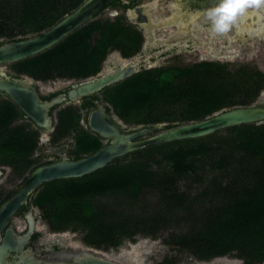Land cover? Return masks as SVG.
Here are the masks:
<instances>
[{
	"label": "trees",
	"instance_id": "obj_1",
	"mask_svg": "<svg viewBox=\"0 0 264 264\" xmlns=\"http://www.w3.org/2000/svg\"><path fill=\"white\" fill-rule=\"evenodd\" d=\"M43 19L27 31L38 32L52 24ZM93 34L98 36L92 43ZM140 41V35L120 19L101 21L77 29L52 48L11 67L15 74L35 81L84 80L100 72L110 50L128 57L138 50ZM263 90L264 73L256 68L231 71L224 64L201 62L185 69L141 71L101 94L126 123L153 126L170 120L165 125L170 129L179 125L177 121L196 122L224 108L249 106ZM17 115L12 103L0 107V162L26 174L34 169L30 157L38 148L39 133L25 125L7 129ZM79 120L77 109L59 112L52 142H61L75 130L72 153L82 157L102 143L99 137L78 131ZM224 131L227 136L216 141H210L213 135H209L148 146L127 155L122 163L111 162L82 178L45 183L36 190L32 205L51 231L81 230L84 242L95 248L115 249L137 235L156 238L174 223L183 230L164 237L163 243L199 261L230 257L242 264H263L264 124ZM205 158L210 172L232 169V178L226 184L212 182L190 198L178 190L177 182L197 174L198 162ZM147 192L157 197L155 205L146 206L149 209L140 206ZM199 196L208 198L211 206L194 212L193 208L203 206ZM177 263V258L166 257L160 264Z\"/></svg>",
	"mask_w": 264,
	"mask_h": 264
},
{
	"label": "water",
	"instance_id": "obj_2",
	"mask_svg": "<svg viewBox=\"0 0 264 264\" xmlns=\"http://www.w3.org/2000/svg\"><path fill=\"white\" fill-rule=\"evenodd\" d=\"M112 1L85 0L76 10L42 34L0 46V66L18 63L52 48ZM136 72L135 66L121 65L107 73L82 80L65 93L42 100L30 78H10L0 70V94L12 101L36 129L47 134L53 128L51 110L55 106L65 102H77L125 80ZM87 124L92 133L109 142L81 159H63L32 170L16 192L0 206V234L10 218L43 184L82 178L104 168L114 159L148 146L199 139L235 126L264 124V98L249 106L224 109L203 120L180 124L170 129H164L163 124L126 128L112 112L102 106H98L89 114ZM26 220V231L21 235L11 228L5 230L0 239V264H118L92 249L70 252L68 261L44 260L36 251L26 248L35 231L31 211H28Z\"/></svg>",
	"mask_w": 264,
	"mask_h": 264
},
{
	"label": "flooded vegetation",
	"instance_id": "obj_3",
	"mask_svg": "<svg viewBox=\"0 0 264 264\" xmlns=\"http://www.w3.org/2000/svg\"><path fill=\"white\" fill-rule=\"evenodd\" d=\"M37 1L38 0H0V27H15L19 29L25 28L27 30L29 27L41 25L44 21L43 17L47 21H52V24L43 30L34 33L27 32V34L23 35L24 37L22 38L10 37L9 40H0V46L42 34L76 10L85 0H43L45 1L44 4L36 3ZM30 3H32V5ZM226 3L227 0H113L108 6L101 10L83 26L89 24H99L101 21H115L116 19H120L124 25L128 26L130 29L134 30L140 35V46L138 50L130 56L125 57L120 51L115 49L110 50L107 53L105 60L110 55H115L117 58L122 60L120 64L115 65L110 70L121 65L135 66L137 70L136 73L156 69H185L191 68L198 63H195L191 67L178 68L169 65L160 67L158 66V62L162 60L174 59L183 54L196 53V46L198 44L205 43L201 38L202 34L207 28L213 27V21L209 14L215 12L217 9H222ZM226 14H228L227 11L220 13V15ZM102 16H104V18ZM237 23L242 25V28L240 29L242 31L240 33H236L234 31V25ZM229 28H232L233 30L230 31L228 29L225 32H221L222 35L226 34V32L230 33V36L227 39V44L229 41L231 42V40L244 42L255 38L261 40L264 43V3L259 5H246L242 11L236 13L234 20L230 23ZM97 36V34H93L91 37L92 43L95 41V37ZM224 37L226 38V35H224ZM225 53L226 50L224 49L219 55L223 57L231 56L225 55ZM235 54L236 53H234V55ZM103 64L104 62L102 63L101 70L97 75L104 74L101 72ZM7 76L10 78H30L26 75L17 74ZM30 79L33 81L32 78ZM70 80H74L75 82L58 92L51 93L46 96L41 95L38 92L36 86H34L40 98L42 100H48L58 94L65 93L71 86L82 81L76 79ZM102 91L83 98L77 102H65L55 106L51 110L54 120L53 128L52 131L47 134H44L36 129L32 122L24 117V115L12 101L0 94V107H2L6 102H9L12 103L18 111V115L10 122V125L7 129L25 125L27 130L30 129L31 131H38L39 133L38 148L30 158L32 160L40 159L41 162L37 166L33 167L34 169L55 161L63 159L78 160L89 155L87 154L83 155L82 157H77L72 153V150L74 149V139L76 137L75 130L70 131L59 143L52 142V135L55 131V125L57 123V114L66 108H74L77 109L78 113L80 114L77 130L97 136L88 129L87 123L89 114L98 106H102L108 112L110 111L115 115L113 110H111V106L103 100V95L101 94ZM116 117L119 118L118 116ZM1 136L2 135L0 134V138ZM68 139L73 140V142L69 143ZM99 139L102 143V146L109 142L101 138ZM72 143L73 148L71 150L70 147H72ZM126 156L127 155L114 159L111 162L116 161L117 163H122L124 162L123 159ZM6 170L9 173L12 170L19 174V172H17L11 166L0 162V206L16 192L21 183L24 181L18 180V184L5 193L3 182L6 175ZM29 173H26L24 178H26ZM36 190L29 197L27 202L22 207H20L17 213L14 214L3 227L0 234V239L7 228L13 229L16 234L20 235L26 231V227L24 231H17L16 224L13 221L16 216H21L27 226L26 215L28 211H31L34 222L36 223L33 209L34 206L32 205V200ZM26 248L36 251L42 258H44V260L49 262L68 261L69 253L73 252V250L65 247L60 241L54 242L48 249H41L39 244V235L36 233V231H34L31 235ZM79 250L84 249H78L76 251ZM163 261L164 259H161V261L156 264H160ZM202 263L212 264L208 261H203Z\"/></svg>",
	"mask_w": 264,
	"mask_h": 264
},
{
	"label": "rangeland",
	"instance_id": "obj_4",
	"mask_svg": "<svg viewBox=\"0 0 264 264\" xmlns=\"http://www.w3.org/2000/svg\"><path fill=\"white\" fill-rule=\"evenodd\" d=\"M104 18V16H102ZM213 24V23H212ZM5 30V34H0V40H9L10 37L14 38H22L23 35L27 34L26 29H19L15 27H3ZM232 31V28H228ZM214 30V27L207 28L204 33L202 34L201 38L205 43L198 44L196 46V53L192 54H183L177 58L169 59V60H162L158 62V66L165 67V66H175L178 68H185L191 67L195 63H199L202 61L212 62V63H219L224 64L227 68L231 71H235L236 69L242 66H248L252 68H256L264 73V43L255 38L244 42L234 41L231 40L227 44V39L221 32H217L216 35L212 36L211 32ZM230 45L237 49L235 55H231L230 57H223V56H213L209 54L208 47H227ZM121 59L117 58L115 55H110L103 64L102 73L107 72L115 65L121 63ZM0 70L4 72L6 75H13L14 70L11 67V64H5L0 66ZM74 80L65 79V78H56L52 81L48 82H41L33 80L34 85L38 89V92L46 96L51 93L58 92L69 85H71ZM264 98V90L260 93V95L256 98L254 103H258L260 100ZM252 103V104H254ZM237 107V106H233ZM111 109V108H110ZM228 109V108H224ZM222 109V110H224ZM58 110V109H57ZM112 110V109H111ZM56 113V111H55ZM54 113V114H55ZM53 114V115H54ZM118 120L122 123L123 126L126 128L137 126L133 123H126L122 119L118 118ZM172 123V121L167 120L163 121L158 124L167 125ZM175 124H184L181 122H174ZM157 125V124H156ZM213 137L210 141L218 140L222 137L227 136V132L224 130L218 131L212 134ZM207 137V136H206ZM204 138V137H203ZM69 143L73 142V140L68 139ZM73 148V143L71 144ZM71 154V153H69ZM207 158L202 159L198 162V172L195 175H191L189 177L183 178L177 182V188L179 191H183L188 194L190 198L200 195L207 189V186L212 182L219 184V183H229L232 178L233 171L232 169L225 170L223 172L215 171L210 172L209 167L206 163ZM41 162L40 159H34V163L32 167L37 166ZM4 177V191L5 193L9 191V189L13 188L18 184V180L22 181L26 174H17L11 170L9 173L7 170L5 171ZM151 193H146V197L141 200L140 206L152 207L149 204L155 205L156 203V195L150 197ZM200 198L202 196H199ZM117 201L116 199H114ZM200 204L202 207H195L193 211L196 212L200 208L206 209L211 206L210 201L208 198H201ZM147 206V207H146ZM34 217H35V231L39 235V244L41 249H48L54 242L60 241L65 247H68L70 250L76 251L78 249H92L96 252L101 253L104 257L111 259L118 264H156L161 259L172 258L175 257L178 259L177 264H204L203 261L197 260L194 256L186 253L178 251V249H173L170 246L163 243L164 237H167L171 233H176L183 229L177 228L176 225L170 224L168 228L162 230L158 233L156 238H151L149 236L137 235L134 237V240H124L123 243L118 248H111L108 250H104L103 248H95L90 246L89 244L84 242V235L81 230H70L67 229L62 232H53L50 230L48 224L45 220H43L40 216V211L38 208L34 207ZM149 209V208H147ZM13 221L16 224L17 231L21 232L24 231L26 227V223L21 216H16ZM229 261L234 264H242L241 260L230 258V257H223V258H215L208 262H215V261ZM208 264V263H205ZM210 264V263H209ZM264 264V263H263Z\"/></svg>",
	"mask_w": 264,
	"mask_h": 264
},
{
	"label": "clouds",
	"instance_id": "obj_5",
	"mask_svg": "<svg viewBox=\"0 0 264 264\" xmlns=\"http://www.w3.org/2000/svg\"><path fill=\"white\" fill-rule=\"evenodd\" d=\"M261 3H264V0H227L222 9L227 7L228 14L220 15L221 12H224L222 9H217L209 14L213 21L214 30L217 32L227 31L237 12L242 11L248 4L259 5Z\"/></svg>",
	"mask_w": 264,
	"mask_h": 264
},
{
	"label": "bare ground",
	"instance_id": "obj_6",
	"mask_svg": "<svg viewBox=\"0 0 264 264\" xmlns=\"http://www.w3.org/2000/svg\"><path fill=\"white\" fill-rule=\"evenodd\" d=\"M234 26H235L234 31L236 33H240L242 31L240 30L242 28V25L240 23H237ZM216 34H217V31L212 30L211 35L214 36ZM224 35H226V39H228V37L230 36V33L226 32V34ZM208 48H209L208 49L209 53L213 56H220L219 54L223 52L224 49L226 50L225 55H234V53L237 52V49H235L234 47H231L230 45H228L227 47L219 46V47H208ZM212 264H234V263H231L229 261H215Z\"/></svg>",
	"mask_w": 264,
	"mask_h": 264
},
{
	"label": "snow or ice",
	"instance_id": "obj_7",
	"mask_svg": "<svg viewBox=\"0 0 264 264\" xmlns=\"http://www.w3.org/2000/svg\"><path fill=\"white\" fill-rule=\"evenodd\" d=\"M223 11H228L227 7H225L224 9H222Z\"/></svg>",
	"mask_w": 264,
	"mask_h": 264
}]
</instances>
